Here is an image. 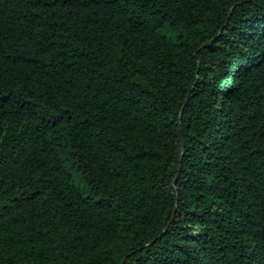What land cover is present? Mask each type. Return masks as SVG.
Instances as JSON below:
<instances>
[{"label": "trees", "instance_id": "trees-1", "mask_svg": "<svg viewBox=\"0 0 264 264\" xmlns=\"http://www.w3.org/2000/svg\"><path fill=\"white\" fill-rule=\"evenodd\" d=\"M0 264H264V0H0Z\"/></svg>", "mask_w": 264, "mask_h": 264}]
</instances>
